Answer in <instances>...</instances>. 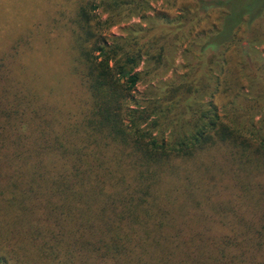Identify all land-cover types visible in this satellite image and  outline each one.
<instances>
[{
	"label": "trees",
	"instance_id": "obj_1",
	"mask_svg": "<svg viewBox=\"0 0 264 264\" xmlns=\"http://www.w3.org/2000/svg\"><path fill=\"white\" fill-rule=\"evenodd\" d=\"M156 1L51 9L75 98L0 62V264H264V0Z\"/></svg>",
	"mask_w": 264,
	"mask_h": 264
},
{
	"label": "rangeland",
	"instance_id": "obj_2",
	"mask_svg": "<svg viewBox=\"0 0 264 264\" xmlns=\"http://www.w3.org/2000/svg\"><path fill=\"white\" fill-rule=\"evenodd\" d=\"M73 2L75 0H0V62L10 69L12 78L22 80L27 86L37 90H45L48 84L54 94L66 98L76 97L72 92L73 83L65 76L74 56L69 37L67 41L64 39L60 42L61 38L55 39L51 47L44 44L60 27L48 19V13L52 8H57L58 3H63L67 11ZM161 4L162 0H158L152 5L158 8ZM123 27L125 26L122 24L112 27L108 35H119ZM17 43L19 49L15 52L13 46ZM258 49L264 55V43ZM183 63L179 50L175 54L174 66L163 80L168 81L174 72L183 71ZM152 84L139 82L133 95L136 98L149 96Z\"/></svg>",
	"mask_w": 264,
	"mask_h": 264
}]
</instances>
